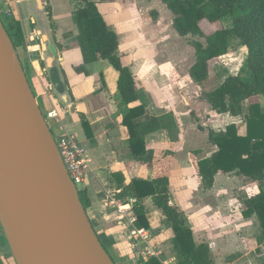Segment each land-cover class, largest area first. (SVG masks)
Returning a JSON list of instances; mask_svg holds the SVG:
<instances>
[{
    "label": "crops",
    "instance_id": "1",
    "mask_svg": "<svg viewBox=\"0 0 264 264\" xmlns=\"http://www.w3.org/2000/svg\"><path fill=\"white\" fill-rule=\"evenodd\" d=\"M16 1L6 5V8L11 18H16L22 32L23 43L17 51L21 54L19 60L36 94L38 105L40 101L45 110L52 107L58 110L59 116L52 122L54 133L70 134L85 150L90 164L89 179L83 188L89 200L86 214L113 263L144 264L155 258L159 264H177L181 258L173 245V249L168 250L164 244L169 237L172 244L171 229L167 238L161 233L156 234L164 217L153 206L151 198L139 200L132 195L121 196L122 187L129 185L132 180L152 178L149 174L150 165L133 159L127 129L121 124V118L128 108L142 104L147 114L160 116L172 113L176 121V127L170 131L161 130L146 135L145 145L153 152L155 160L164 161L168 170L170 204L183 213L185 225L192 230L195 245L207 244L214 264H264V239L258 221L254 215L249 218L241 216L236 200L239 187L230 185L227 180L229 175L236 173L216 174L213 186L204 190L191 164L190 153H197L200 151L198 149H214L202 157L208 158L216 147L206 138L208 144L202 147L196 144L195 149L186 150L187 142L193 148L191 141L200 143L198 138L203 131L197 127L195 133L184 134L179 122L181 113L177 100L167 99L162 92L150 97L155 92L151 85L147 87L148 90L143 89L150 99L140 100L137 82L140 77H137L136 71L140 62L134 60L135 47L131 46L133 35L130 32L128 35L121 34L116 51L121 63L129 68L136 82L138 100L127 106L122 103L117 91L118 72L106 60L85 65L76 40V27L74 29L71 24L64 27V19L68 21L71 10L70 0L65 3L58 0ZM94 2L98 9L99 6L103 7L99 11L104 21L109 29L117 33V29L107 20L109 12H116L112 9L115 0ZM75 7L74 1L71 20ZM105 9L106 13L103 11ZM186 103L188 107L185 114L193 112L198 119L205 111L214 114L221 122L223 120L219 115L229 117L228 114H217L201 99L186 100ZM209 129L215 130V127L211 125ZM195 159L201 158L197 155ZM234 177L240 181L248 179L237 174ZM190 181L195 182V191L188 188ZM171 191L176 195V201L172 199ZM137 204L146 212L148 228L137 227V222L134 226L128 224L130 213L135 215L134 207ZM119 208L125 211L120 212ZM193 209L196 219L188 215ZM137 228L147 232L146 239L132 234ZM11 258L0 229V264L3 259Z\"/></svg>",
    "mask_w": 264,
    "mask_h": 264
},
{
    "label": "trees",
    "instance_id": "2",
    "mask_svg": "<svg viewBox=\"0 0 264 264\" xmlns=\"http://www.w3.org/2000/svg\"><path fill=\"white\" fill-rule=\"evenodd\" d=\"M74 1L76 7L72 12V22L77 30L76 40L84 64L108 61L118 72L117 91L122 103L127 106L135 103L138 100L135 77L116 55V33L109 29L94 1ZM160 1L171 13L172 27L177 35L194 37L189 44L194 49L195 60L188 69L194 84L202 85L209 76L210 63L228 54L231 38L237 39L246 49L244 67L250 79H243L240 73L228 76L214 90L200 96L211 110L231 117L243 115L242 104L247 102V113L243 115L244 133L240 134L234 123L225 126L223 130L209 129L207 140L216 150L208 158L191 159L204 190L213 186L214 177L218 173H236L261 183L264 179V112L261 111L260 102L253 99H264V0ZM226 16L231 17L230 28L221 27L208 35L203 32L201 23H215ZM3 27L17 51L23 43L18 21L10 18L3 23ZM200 39H204V42ZM121 124L127 129L133 159L152 166L154 174H157L150 180H132L129 185L122 187L121 196L132 195L139 200L151 198L153 206L161 212L165 224L172 231V245L181 256L177 264H214L209 246L205 243L195 245L192 230L185 225L183 213L170 204L168 170L164 161L155 160L153 152L145 145L146 135L161 130L170 131L176 127L173 114L152 116L147 114L142 104L134 105L122 116ZM195 153L192 154L196 156ZM78 196L86 214L89 200L85 190L78 191ZM238 210L243 218L256 217L264 238V190L259 189L256 194L244 200ZM134 213L137 216V227L148 228L146 212L140 204L134 207ZM144 264L159 262L151 258Z\"/></svg>",
    "mask_w": 264,
    "mask_h": 264
},
{
    "label": "water",
    "instance_id": "3",
    "mask_svg": "<svg viewBox=\"0 0 264 264\" xmlns=\"http://www.w3.org/2000/svg\"><path fill=\"white\" fill-rule=\"evenodd\" d=\"M0 229L15 264H114L0 21Z\"/></svg>",
    "mask_w": 264,
    "mask_h": 264
},
{
    "label": "rangeland",
    "instance_id": "4",
    "mask_svg": "<svg viewBox=\"0 0 264 264\" xmlns=\"http://www.w3.org/2000/svg\"><path fill=\"white\" fill-rule=\"evenodd\" d=\"M58 1L62 3L66 2V0ZM70 1L72 4L71 10L68 15V21H65L66 19H64V27L67 28L69 24H71V26L75 29L71 20V11L74 8V1ZM102 9L103 7L101 8V6H99V10L101 11ZM112 9H115L116 12H109L107 14V20L111 23L113 28L117 29L118 32L115 33L118 41L120 37L122 38L121 34L128 35L130 32L133 35L131 46L135 47L136 57L134 60H138L140 62V66L137 67L138 70H136L137 77L138 75L140 77L139 81H137L140 100H149L150 97L158 94V92H162V94L165 95L164 97L167 99L175 100V102L177 100L179 104L178 108L181 113L179 115V122L184 134L186 133L187 135H190L191 133H195L198 129L203 131V134L198 138L200 139V143H197L196 141L194 143L191 141V144L194 146L193 148L190 146L189 142H187L186 150L195 149L196 144L199 147L208 144L206 142V130H209L211 125L215 127V130H220L225 127L226 123L230 122L238 126L240 134L244 133L245 124L243 115L247 113V102H243L242 104L243 115L237 117L229 116V122H227L229 117L227 118L226 115H219L220 119L223 120V122H221L214 114L211 113V115L207 111L202 112L201 117L199 115V119L193 112L185 114V110L188 105L187 103L184 104L186 100L194 98L200 100L202 93L214 90L228 76L240 73V76L243 79H250V75L244 67L246 49L241 46L237 39L231 38L232 40L230 41L228 54L218 58L214 62L212 61L210 63V67H208V78L202 85H197L193 84V81L190 77H188V69L195 60L194 49L189 44V42L194 40V37L189 35L186 37H180L177 35L172 28V15L160 0H115V6L112 5ZM103 11L106 13L107 9ZM1 19L5 24L6 20L2 17ZM221 27H231L230 16H226L222 20L211 24H208L206 21L201 23V28L206 35L220 29ZM200 41L204 42V39H200ZM17 54L20 58V52H17ZM150 85L155 88V92H152L149 97L148 94L143 92V89H146ZM157 89H159V91H157ZM34 95L36 94L34 93ZM253 101H259L261 111L264 112V99L254 98ZM39 107L42 113L45 114V109L40 101ZM52 134L54 139H56L57 134H55L54 131ZM208 146L212 147L211 145ZM198 150L200 151L197 153H195V151L191 152L195 153L196 156L198 155V158H202L207 154H210L214 149L212 151L205 148ZM190 156L192 159H195L196 157L192 153H190ZM180 157L181 155L179 158ZM149 174H151V177L157 175L154 174L152 166L149 168ZM234 176H236V174L229 175L227 180L230 185L239 187L240 191L236 196L238 208L242 206L244 200L256 194V191L258 192L259 189L264 190V179L261 183H259L246 178V181H243L242 179L240 181L239 178L237 179ZM88 179L89 177H86L85 184H87ZM189 183V187L188 185L187 187L192 188V190L195 191V182L190 181ZM84 185H77L78 191L82 190ZM171 195L172 199L176 201V195L172 191ZM195 213V209H193L188 213V215L191 219H196ZM169 229L168 225L165 224V220H162L161 225L156 230V234L159 235L161 233L167 238L170 236ZM164 244H166L167 248H169L168 250H171L172 244L170 242V237L165 240Z\"/></svg>",
    "mask_w": 264,
    "mask_h": 264
},
{
    "label": "built area",
    "instance_id": "5",
    "mask_svg": "<svg viewBox=\"0 0 264 264\" xmlns=\"http://www.w3.org/2000/svg\"><path fill=\"white\" fill-rule=\"evenodd\" d=\"M17 2L16 0H0V21L3 24L1 19L9 20L11 18V14L9 9L6 8V5L10 4L11 2ZM43 114V113H42ZM59 114L56 108H50L45 110V114H43L44 120L46 121L47 125L49 126L50 130L52 131V122L57 120ZM57 151L59 156L62 160L66 173L72 182L73 186L77 189V185H84L85 179L90 172V164L89 159L85 153L83 147L75 140L73 136L68 133H62L57 135V138L54 139ZM120 212H124L125 210H121ZM137 222L136 215L130 213L128 224L130 226H134ZM133 235H138L144 239L147 238V232L144 229H134ZM150 255L149 252H147ZM2 264H15L13 259L10 260L3 259Z\"/></svg>",
    "mask_w": 264,
    "mask_h": 264
}]
</instances>
